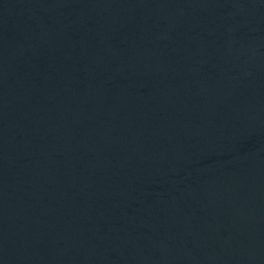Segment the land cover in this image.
<instances>
[{
  "label": "water",
  "instance_id": "water-1",
  "mask_svg": "<svg viewBox=\"0 0 264 264\" xmlns=\"http://www.w3.org/2000/svg\"><path fill=\"white\" fill-rule=\"evenodd\" d=\"M0 264H264V0H0Z\"/></svg>",
  "mask_w": 264,
  "mask_h": 264
}]
</instances>
